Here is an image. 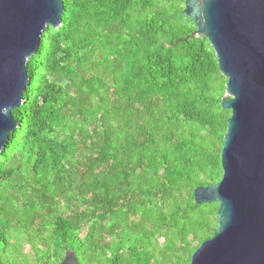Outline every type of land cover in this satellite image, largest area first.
Wrapping results in <instances>:
<instances>
[{"label": "trees", "instance_id": "obj_1", "mask_svg": "<svg viewBox=\"0 0 264 264\" xmlns=\"http://www.w3.org/2000/svg\"><path fill=\"white\" fill-rule=\"evenodd\" d=\"M0 154V264H190L217 230L228 80L181 0H64Z\"/></svg>", "mask_w": 264, "mask_h": 264}, {"label": "water", "instance_id": "obj_2", "mask_svg": "<svg viewBox=\"0 0 264 264\" xmlns=\"http://www.w3.org/2000/svg\"><path fill=\"white\" fill-rule=\"evenodd\" d=\"M181 1L228 80L222 106L232 113L222 180L194 191L197 204H219L217 230L190 264H264V0ZM65 11L64 0H0V154L19 128L13 111L25 102L29 62ZM60 264H80L76 251Z\"/></svg>", "mask_w": 264, "mask_h": 264}]
</instances>
